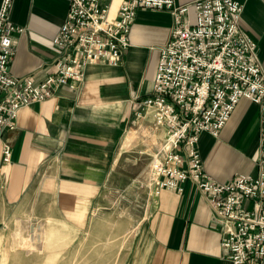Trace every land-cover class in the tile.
I'll list each match as a JSON object with an SVG mask.
<instances>
[{
    "label": "crops",
    "instance_id": "0c3cea01",
    "mask_svg": "<svg viewBox=\"0 0 264 264\" xmlns=\"http://www.w3.org/2000/svg\"><path fill=\"white\" fill-rule=\"evenodd\" d=\"M123 1L105 0L109 18H117ZM235 1L244 7L242 26L257 43L264 69V0ZM68 5V0H13L10 22L23 29L13 35L16 52L9 71L14 77H30L38 84L55 70L61 52L52 39L66 20ZM195 16L192 11V19ZM173 26L168 11L140 10L121 63L92 64L81 89L61 88L42 103L19 111L16 128L5 136L13 148L9 165L2 163L0 140V226L42 172L51 174L63 220L74 225L93 221L139 107L153 90L160 48ZM147 114L144 119H153L151 111ZM259 132L257 107L241 100L218 138L200 136L203 170L217 182L253 172ZM182 187L183 191L162 189L151 196L123 264H230L210 205L192 180Z\"/></svg>",
    "mask_w": 264,
    "mask_h": 264
},
{
    "label": "built area",
    "instance_id": "2783aa9c",
    "mask_svg": "<svg viewBox=\"0 0 264 264\" xmlns=\"http://www.w3.org/2000/svg\"><path fill=\"white\" fill-rule=\"evenodd\" d=\"M12 2L3 0L0 6L2 163H11L13 148L5 136L16 128L21 109L42 103L61 88L81 89L92 64L121 63L138 12L168 11L174 26L160 48L153 90L138 112L145 118L151 111L156 129L165 131L163 159L153 167L154 194L162 189L183 191L182 184L192 180L221 226V246L230 264H264V69L257 43L242 26V4L199 0L179 6L176 0H124L113 19L105 0H68L66 20L52 39L60 59L55 70L35 84L9 71L16 52L13 35L23 31L10 22ZM243 99L259 111L256 167L229 182H217L203 170L199 139L203 133L218 138Z\"/></svg>",
    "mask_w": 264,
    "mask_h": 264
},
{
    "label": "rangeland",
    "instance_id": "374dc122",
    "mask_svg": "<svg viewBox=\"0 0 264 264\" xmlns=\"http://www.w3.org/2000/svg\"><path fill=\"white\" fill-rule=\"evenodd\" d=\"M153 122L154 117L146 120L136 115L125 151L90 223L83 220L74 225L60 217L51 174L42 172L26 199L0 226V264H123L156 190L153 167L164 155L165 131L157 130ZM258 152L259 146L254 169ZM18 241L30 242L36 251L20 250Z\"/></svg>",
    "mask_w": 264,
    "mask_h": 264
},
{
    "label": "bare ground",
    "instance_id": "6f19581e",
    "mask_svg": "<svg viewBox=\"0 0 264 264\" xmlns=\"http://www.w3.org/2000/svg\"><path fill=\"white\" fill-rule=\"evenodd\" d=\"M153 114V113H152ZM153 116H154V114H153ZM15 235H17V234H15ZM15 237H17V236H15ZM18 240V239H17ZM30 241V240H29ZM19 242V241H18ZM11 245H13V244H11ZM16 245H19L20 246V250H22V251H25V252H34V251H36V247H32V245H31V243L30 242H28L27 241V243L26 244H24L23 245V243L22 242H19L18 244H16ZM11 249H13V248H11ZM12 251H14V250H12ZM29 253V254H30ZM26 255V254H25ZM28 256V255H27ZM52 258H54V257H52ZM52 258H50V259H52ZM55 259V258H54ZM53 260V259H52ZM17 264V263H16ZM49 264H51V263H49Z\"/></svg>",
    "mask_w": 264,
    "mask_h": 264
}]
</instances>
